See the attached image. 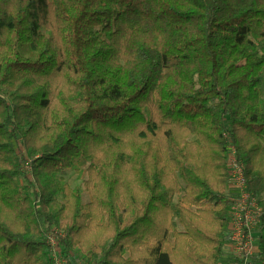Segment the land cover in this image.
I'll return each mask as SVG.
<instances>
[{"label": "trees", "instance_id": "16d2710c", "mask_svg": "<svg viewBox=\"0 0 264 264\" xmlns=\"http://www.w3.org/2000/svg\"><path fill=\"white\" fill-rule=\"evenodd\" d=\"M263 84L264 0H0V264H55L53 228L76 264H243L227 145L264 210Z\"/></svg>", "mask_w": 264, "mask_h": 264}, {"label": "built area", "instance_id": "2783aa9c", "mask_svg": "<svg viewBox=\"0 0 264 264\" xmlns=\"http://www.w3.org/2000/svg\"><path fill=\"white\" fill-rule=\"evenodd\" d=\"M227 167L229 171L228 188L235 194L231 207L229 223V242L226 250L229 255L243 264H252L254 246L258 239V229L262 224L264 210L257 197L247 189L244 163L239 159L234 145L228 143ZM28 168V167H27ZM66 237L63 230L53 228L47 235L51 255L55 264H76L63 252L62 240ZM85 264V263H78Z\"/></svg>", "mask_w": 264, "mask_h": 264}, {"label": "rangeland", "instance_id": "374dc122", "mask_svg": "<svg viewBox=\"0 0 264 264\" xmlns=\"http://www.w3.org/2000/svg\"><path fill=\"white\" fill-rule=\"evenodd\" d=\"M26 57L28 58H34V55L32 53V51L29 48H18ZM263 89H264V84H263ZM28 164L27 166H29V164H31L32 159H28L26 161ZM28 172H31V170H29ZM64 180L66 182H68V184L72 187V188H79L82 193H83V199H84V203L87 204L91 201V196L89 194V192H87L85 190V181L87 180V171L86 169H84L82 174H78L76 172H70L69 174L64 176ZM179 198H176V201H178Z\"/></svg>", "mask_w": 264, "mask_h": 264}, {"label": "crops", "instance_id": "0c3cea01", "mask_svg": "<svg viewBox=\"0 0 264 264\" xmlns=\"http://www.w3.org/2000/svg\"><path fill=\"white\" fill-rule=\"evenodd\" d=\"M260 228H262V224H261V226H260ZM259 228V229H260ZM259 229H258V239H257V241H256V243H255V246H254V257H253V259H252V264H257V258L259 257V255H260V252H261V250H260V246H259V244H260V236H259ZM227 251V250H226ZM223 264H231V262H228V261H225ZM232 264H237V263H232Z\"/></svg>", "mask_w": 264, "mask_h": 264}]
</instances>
